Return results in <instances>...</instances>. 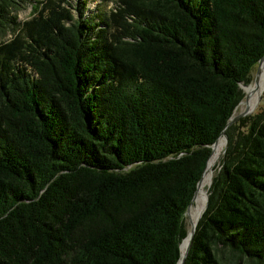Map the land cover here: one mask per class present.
I'll return each mask as SVG.
<instances>
[{
	"label": "trees",
	"instance_id": "16d2710c",
	"mask_svg": "<svg viewBox=\"0 0 264 264\" xmlns=\"http://www.w3.org/2000/svg\"><path fill=\"white\" fill-rule=\"evenodd\" d=\"M112 1L0 0V264L182 254L264 54V0ZM223 133L182 264H264V105Z\"/></svg>",
	"mask_w": 264,
	"mask_h": 264
},
{
	"label": "rangeland",
	"instance_id": "374dc122",
	"mask_svg": "<svg viewBox=\"0 0 264 264\" xmlns=\"http://www.w3.org/2000/svg\"><path fill=\"white\" fill-rule=\"evenodd\" d=\"M78 1L81 2L82 0H78ZM75 2L77 3V0H75ZM84 2H85V7H86L85 8V12L87 14H89V15L90 14L104 15L105 12L107 10H109L110 7L113 4V1L112 0H84ZM32 13H33L32 4H27V5L23 6V8H21V9L18 10V12H17V19L19 21H22V20L28 18L29 16H31ZM259 66H260V72H259V75H258L256 81L253 79L254 72H255V67H256V65H255L252 68L251 73H250L251 74V81L248 84H246V85H241V87L243 89V92H244V87H248L249 88L248 95L247 94L245 95V92H244V97H243V99L246 97V99L249 100V103H248L247 107L248 106H251L250 104H251V101H252L253 98L255 100V96L257 94L258 88L261 86V84H262V82L264 80V60L263 59L260 61ZM256 69H257V67H256ZM239 105H238L237 108L240 110ZM263 105H264V89L261 92V95H260L259 100L257 102L256 108L251 113L258 111L260 108L263 107ZM239 110H237V112ZM218 142H219L218 143V146L213 150V152H214V156H213L214 159L213 160H216V159L218 160V162H217L214 170L215 169H218V166L217 165L219 163V159L221 157V153H222V150H223L224 137L221 136L219 138ZM214 170L212 171V175L214 173ZM209 184L203 190L199 191L200 208H201V201L204 198L205 192L207 194V190L206 189L209 186ZM183 216H184V219H185V222H186V230L189 231L190 230L189 229L190 228L189 225H191L192 218L190 217V214L188 213V211H186L185 212V215L183 214Z\"/></svg>",
	"mask_w": 264,
	"mask_h": 264
},
{
	"label": "bare ground",
	"instance_id": "6f19581e",
	"mask_svg": "<svg viewBox=\"0 0 264 264\" xmlns=\"http://www.w3.org/2000/svg\"><path fill=\"white\" fill-rule=\"evenodd\" d=\"M264 60V56L261 58ZM260 59V61H261ZM259 61V63H260ZM259 63L257 64V69H256V73H255V77H254V80L256 81L258 75H259V72H260V66H259ZM242 88V87H241ZM264 89V80L261 84V86L258 88V91H257V94L255 96V100L254 98L252 99L251 101V106H248V103H249V100L246 99V97L241 100L239 102V108L240 110H242L243 108H247V109H252V111L256 108L257 106V97H259L261 95V92L262 90ZM243 90V89H242ZM244 92H245V95L249 93V88L248 87H244ZM238 105L236 106V108L238 107ZM235 108V112L233 111V114H236L237 110H239L238 108L236 109ZM223 136L222 134L218 137V139L216 140V142L212 145L211 147V152H210V155H209V158L207 160V163H206V166L201 174V177L197 183V186H196V190L194 192V195L191 199V202L190 204L188 205L186 211H188V213L190 214V217L192 218V222H191V225H193L196 221V219L198 218V214H200L201 210H202V205H201V208H200V198H199V191L203 190L211 181V177H212V170H211V163L213 161V156H214V152L213 150L218 146V140L219 138ZM224 137V136H223ZM213 153V154H212ZM188 234H189V231L187 232V238H186V242H187V239H188ZM186 242H185V245H186ZM185 245H184V248H183V251H182V254L184 252V249H185ZM180 254V255H182Z\"/></svg>",
	"mask_w": 264,
	"mask_h": 264
},
{
	"label": "water",
	"instance_id": "95a60500",
	"mask_svg": "<svg viewBox=\"0 0 264 264\" xmlns=\"http://www.w3.org/2000/svg\"><path fill=\"white\" fill-rule=\"evenodd\" d=\"M263 56H264V54H263V55L257 60V62H256V67H257V64L259 63L260 59H261ZM256 67H255V72H254L253 79H254V77H255ZM243 94H244V93H243ZM259 97H260V96H259ZM259 97H257V102H258V100H259ZM239 102H240V101H239ZM239 102L236 104V106L239 104ZM236 106L234 107L233 111L235 110ZM233 111H232L231 115L229 116V118L227 119V121L225 122L224 127H223V129L220 131V133H219V135L217 136V138L214 140L213 143H211V145H209L210 152H211V147H212V145L216 142V140L218 139V137L222 134V135L224 136V146H223V150H222L221 155L223 154V152H224V148H225V145H226V137H225V135H224V133H223V132H224V129H225L230 123L234 122L236 119L251 114L252 109L243 108L242 110H239L236 114H233ZM210 152H209V154H210ZM208 156H209V155H208ZM206 161H207V160H206ZM205 164H206V162H205ZM204 167H205V165H204ZM204 167H203V170H204ZM203 170H202V172H203ZM202 172H201V174H202ZM200 177H201V175L199 176V178H198V180H197V182H196L194 192H195V190H196V186H197V183H198ZM194 192H193V195H194ZM193 195H192V197H193ZM192 197H191V199H192ZM206 198H207V194H206V197H205V204H206ZM190 202H191V200H190ZM190 202H189V204H190ZM189 204H188V205H189ZM188 205H187V207H188ZM187 207L185 208L183 214L185 213ZM204 208H205V205H204L203 209L201 210V212H200L198 218L200 217V215H201L202 211L204 210ZM198 218L196 219V221H195V223H194L193 225H189V227H190L189 229H190V230H189L188 239H187V242H186V245H185V249H184V252H183L182 255L179 254V258H178L176 264H182L183 258H184L185 254H186V252H187L188 247H189L190 240H191L192 234H193V232H194L195 225H196V222H197ZM186 235H187V230H186ZM186 235H185V236H186ZM185 236L183 237V239L185 238ZM183 239H182V240H183ZM182 240H181V241H182ZM180 243H181V242H180ZM180 243H179V245H178V250H179V247H180Z\"/></svg>",
	"mask_w": 264,
	"mask_h": 264
}]
</instances>
